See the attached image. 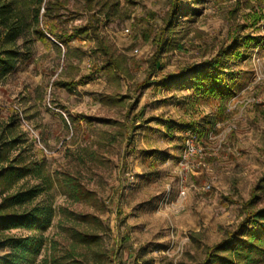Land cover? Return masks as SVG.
Masks as SVG:
<instances>
[{
  "label": "rangeland",
  "instance_id": "obj_1",
  "mask_svg": "<svg viewBox=\"0 0 264 264\" xmlns=\"http://www.w3.org/2000/svg\"><path fill=\"white\" fill-rule=\"evenodd\" d=\"M118 1L120 13L109 22L100 17V29L123 72L102 70L94 42L73 38L67 49L41 18L45 39L0 82V130L11 125L25 134L57 180L76 178L94 194L76 203L58 181L46 237H66L68 212L93 214L108 228L109 264H200L204 247L243 220L264 179V0H184L175 43L153 77L152 34L163 28L171 0ZM90 15L84 0H67L55 34L85 26ZM240 29L257 41L226 63L220 94L198 91L193 78ZM64 82L71 91L56 85ZM190 136L207 156L187 171ZM258 194L256 209H263L264 190Z\"/></svg>",
  "mask_w": 264,
  "mask_h": 264
},
{
  "label": "trees",
  "instance_id": "obj_2",
  "mask_svg": "<svg viewBox=\"0 0 264 264\" xmlns=\"http://www.w3.org/2000/svg\"><path fill=\"white\" fill-rule=\"evenodd\" d=\"M183 1L171 0L163 28L152 34L156 53L151 58L149 77L158 70L161 55L175 43ZM84 3L91 13L87 24L71 32L60 30L55 34V24L60 11L66 8L67 0H0V82L17 69L23 53L27 54L25 51L32 43L45 39L46 30L41 18L52 25L51 36L57 37L64 47L68 49L73 38L94 42V54L105 60L102 70L114 75L122 73L121 65L100 29V17L109 22L120 13L119 1L84 0ZM251 18L256 24L262 21L261 16ZM241 33V29L236 30L231 43L208 63L202 75L193 78L198 91L204 90L208 96L222 92L226 63L242 57V51L257 41L251 36H240ZM187 74L189 72H184L177 79L185 80ZM56 85L71 91L66 82ZM14 115L17 120L16 110ZM28 141L25 134L16 133L11 125L0 130V252L7 251L0 255V264H109L110 252L103 242L108 228L99 216L68 212L65 215L68 226L63 225L66 237L58 242L45 236L55 218L52 191L58 181L67 198L76 203L86 202L94 194L76 178L57 180L44 160L34 158L32 144ZM262 190L264 179L257 194L244 204L243 220L236 228L226 230L219 243L204 247L200 264H264V208L256 209L261 200L258 193ZM13 232H26L27 235L15 236ZM43 253L44 259L40 260Z\"/></svg>",
  "mask_w": 264,
  "mask_h": 264
},
{
  "label": "built area",
  "instance_id": "obj_3",
  "mask_svg": "<svg viewBox=\"0 0 264 264\" xmlns=\"http://www.w3.org/2000/svg\"><path fill=\"white\" fill-rule=\"evenodd\" d=\"M123 32L125 34H129L130 30L125 29ZM206 152L207 149L201 146L193 136L187 138L183 151V163H185L186 165L185 169H187V171L188 169H200V167L202 166L201 160H203V158L207 156ZM192 158H197L196 164H191V162H189ZM190 164L192 166H189ZM207 189H210V186H207ZM180 195L185 196L184 189L181 190Z\"/></svg>",
  "mask_w": 264,
  "mask_h": 264
}]
</instances>
